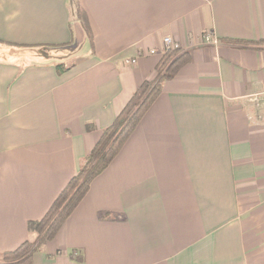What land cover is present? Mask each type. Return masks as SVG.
<instances>
[{
	"label": "crops",
	"instance_id": "obj_1",
	"mask_svg": "<svg viewBox=\"0 0 264 264\" xmlns=\"http://www.w3.org/2000/svg\"><path fill=\"white\" fill-rule=\"evenodd\" d=\"M74 4L0 0V254L34 242L169 38L189 61L31 264H264V54L233 43L264 40V0Z\"/></svg>",
	"mask_w": 264,
	"mask_h": 264
},
{
	"label": "trees",
	"instance_id": "obj_2",
	"mask_svg": "<svg viewBox=\"0 0 264 264\" xmlns=\"http://www.w3.org/2000/svg\"><path fill=\"white\" fill-rule=\"evenodd\" d=\"M72 3L74 4V0ZM73 10L74 17L81 22L89 38V28L85 15L76 4H74ZM233 43L253 47L264 54V40L255 43L240 41H233ZM49 47H40L37 54L43 58H48L53 50ZM188 61L189 54L180 48L169 49L163 53L155 67L154 78L139 86L112 124L101 132L98 141L84 159L76 175L57 195L44 216L38 221L28 222V232L36 234L34 242H23L16 249L0 254V264H31L33 256L56 237L65 221L87 194L94 178L100 175L119 153L126 140L135 130L142 115L162 91L164 83L174 79L178 71ZM64 66L63 63L59 62L55 65V69L59 74H62L67 71ZM86 128L90 130L93 126L87 125Z\"/></svg>",
	"mask_w": 264,
	"mask_h": 264
},
{
	"label": "built area",
	"instance_id": "obj_3",
	"mask_svg": "<svg viewBox=\"0 0 264 264\" xmlns=\"http://www.w3.org/2000/svg\"><path fill=\"white\" fill-rule=\"evenodd\" d=\"M202 40H203V42L208 43L212 39H211L210 34H204L202 36ZM163 44H164V51H163V53L166 52V51H168L169 49H176V48H178V46L176 44H173L172 41L169 38H165L163 40ZM151 53H153V51ZM126 63H130V61H126ZM255 97H256L255 100H260V99L264 100V91L262 93L256 95Z\"/></svg>",
	"mask_w": 264,
	"mask_h": 264
},
{
	"label": "rangeland",
	"instance_id": "obj_4",
	"mask_svg": "<svg viewBox=\"0 0 264 264\" xmlns=\"http://www.w3.org/2000/svg\"><path fill=\"white\" fill-rule=\"evenodd\" d=\"M48 52H50V51H48ZM50 55H56V53H54V52L52 53V52H51ZM70 63H71L70 61H67V62H66V64H70Z\"/></svg>",
	"mask_w": 264,
	"mask_h": 264
}]
</instances>
